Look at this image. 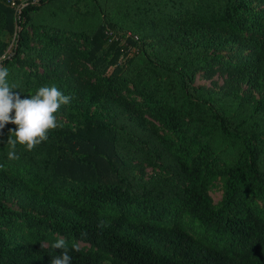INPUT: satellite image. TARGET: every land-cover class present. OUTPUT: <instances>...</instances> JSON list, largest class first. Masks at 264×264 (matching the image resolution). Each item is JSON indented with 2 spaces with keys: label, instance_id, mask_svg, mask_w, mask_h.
Instances as JSON below:
<instances>
[{
  "label": "trees",
  "instance_id": "16d2710c",
  "mask_svg": "<svg viewBox=\"0 0 264 264\" xmlns=\"http://www.w3.org/2000/svg\"><path fill=\"white\" fill-rule=\"evenodd\" d=\"M38 1L18 20L0 0V63L21 99L72 100L18 160L0 131V264H50L59 237L72 264H264V0H91V29L60 16L87 0ZM135 159L174 183L136 181Z\"/></svg>",
  "mask_w": 264,
  "mask_h": 264
},
{
  "label": "clouds",
  "instance_id": "9594fccd",
  "mask_svg": "<svg viewBox=\"0 0 264 264\" xmlns=\"http://www.w3.org/2000/svg\"><path fill=\"white\" fill-rule=\"evenodd\" d=\"M9 69L0 63V131L8 123L17 125L15 129H9L7 144L10 146L7 153L9 160H18L16 152L17 144L31 151L35 146L48 140V131L61 127L60 121L53 116L57 109L68 105L71 95H66L57 86H41L35 94L21 99L15 84L9 83L7 77ZM14 110V111H13ZM45 248L46 244H41ZM53 249H60V254L52 257L50 264H72L69 255L68 242L59 237L51 245ZM72 251H79V245L74 243Z\"/></svg>",
  "mask_w": 264,
  "mask_h": 264
},
{
  "label": "rangeland",
  "instance_id": "374dc122",
  "mask_svg": "<svg viewBox=\"0 0 264 264\" xmlns=\"http://www.w3.org/2000/svg\"><path fill=\"white\" fill-rule=\"evenodd\" d=\"M107 1L108 0H95V3L100 4V6L104 10H106L112 17H114L115 16V9L111 10L110 6L105 4ZM87 2H91L93 4V2L91 0H87L85 2H82L77 13L75 11L71 10V11H68L67 13H62L60 16L62 18H65V19L66 18L76 19L75 20V26H74L75 28L83 26L85 28L91 29L92 23H91V25L88 23H89V20L92 18V16H95V14L92 13L93 9L90 5L87 4ZM263 6L264 5H261V8ZM51 10H52L51 12H53V13L55 12L56 14H58L60 11V10H56V9H51ZM100 13H101L100 14V16H101L102 12L100 11ZM48 14H49V10H46L43 12V15L40 16L39 18H42L45 16L47 17ZM82 23H84V24H82ZM17 28H18V25L15 26V29H17ZM128 34H130V32H128ZM16 35L17 34L13 33V35L11 37L5 38V40H7V42H8V47L5 50V52H7L9 50V54L13 53V50L15 49V44H16ZM86 66H87V64H86ZM213 80L218 85H222V83H223L222 79L220 77H217V76L214 77ZM196 83L197 84H206L207 86H209L211 84L210 81L200 79V78L197 79ZM146 118L148 119L147 120L148 124H146V126H147L149 132H150V130H153V133L160 134L161 131L159 130L160 128H159V125L157 124V122H155L154 120H152L148 116H146ZM134 142L136 143L137 148H139L140 147L139 141L134 140ZM135 157L140 158L141 156H135ZM133 163L137 164V166L139 167L138 170H136V169L131 170V176L136 181L146 183L149 187H153V188L168 187L169 185H172V183H174V178H172V176H173L172 173H170L169 171H167L163 168V167H167V163L165 161L157 160V163H156L157 167H154L152 165H145L144 163L142 165L139 163V160H137V159H135ZM207 195L210 197V199L212 200V202L214 204H217L221 200V196H222V191H221L220 185L217 184V185L213 186L212 188H210L207 192ZM11 205L14 208L17 207L15 202L12 203Z\"/></svg>",
  "mask_w": 264,
  "mask_h": 264
},
{
  "label": "built area",
  "instance_id": "2783aa9c",
  "mask_svg": "<svg viewBox=\"0 0 264 264\" xmlns=\"http://www.w3.org/2000/svg\"><path fill=\"white\" fill-rule=\"evenodd\" d=\"M9 5L15 10V14L17 16V19L20 20L21 12L24 8H26L28 5H37L38 0H8ZM9 50L7 52H4L2 56H0V61L4 60L8 56H10Z\"/></svg>",
  "mask_w": 264,
  "mask_h": 264
}]
</instances>
